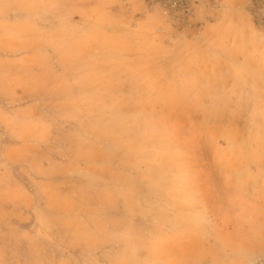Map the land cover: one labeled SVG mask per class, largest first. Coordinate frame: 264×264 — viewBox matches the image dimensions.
Listing matches in <instances>:
<instances>
[{
    "label": "rangeland",
    "instance_id": "1",
    "mask_svg": "<svg viewBox=\"0 0 264 264\" xmlns=\"http://www.w3.org/2000/svg\"><path fill=\"white\" fill-rule=\"evenodd\" d=\"M0 52V180L73 185L52 223L0 183V264H264V0H0Z\"/></svg>",
    "mask_w": 264,
    "mask_h": 264
},
{
    "label": "crops",
    "instance_id": "2",
    "mask_svg": "<svg viewBox=\"0 0 264 264\" xmlns=\"http://www.w3.org/2000/svg\"><path fill=\"white\" fill-rule=\"evenodd\" d=\"M4 57H7V59H12L13 61L16 58L10 57V55H6L5 53L0 52V62L2 60H5ZM18 73L17 70H9V73L6 74L5 71L0 69V91H12V90H17L21 88L19 85H15L14 81L8 80L6 75L9 77H14ZM7 93V92H6ZM14 96V95H13ZM14 98V97H13ZM17 103V104H16ZM35 104L34 101H11L9 103L7 101V97L3 98L2 95L0 94V131H1V136H14V134L9 131L10 133H7L5 131V127L8 128V124H11V122H17L15 118V112L16 111H21V109H26L29 106H32ZM37 114V113H36ZM23 121V120H22ZM35 122L38 121L39 125V131H38V139L45 138L47 134L42 130L40 127V124L46 122L43 118L39 117H33V119H29L30 122ZM5 126V127H2ZM4 133V134H2ZM25 136V135H21ZM33 147H35V150L37 149L39 154H46V147L45 145L43 146V142H37L35 141L34 143L30 144ZM36 152V151H35ZM33 164L37 166H33ZM33 164L29 163V165H32V167L29 168L31 172H28L27 175L29 176L28 180H31L34 182L33 189H28L26 186V178L28 177H19L17 175H14V171L12 174V178H9L8 180H0L1 185H9V183H13L12 181H17L19 183L20 188L22 189L21 194H19L17 199H15L16 202L20 203L25 209L30 211V216L34 217L35 219L43 218V217H50L49 219H52V223L56 222L57 219H60L62 217H70L72 214V210L70 208L71 202H70V196L67 195V191L69 188L73 187L70 183V179L67 178V173L72 174L71 171L63 173V176L56 177V173L54 172V177H56V180L54 179L53 176L49 175V177H44L42 178L40 172H43L45 169L51 168L52 171H56L66 165L65 163H60L59 165L53 164L51 167V161L47 160L45 158L41 159L40 161H36ZM34 169L38 170V174L36 176L33 175ZM62 175V174H61ZM26 176V175H25ZM58 176V175H57ZM11 179V180H10ZM25 179V180H24ZM59 186H64L62 189ZM62 194V197L60 198V194ZM39 221V220H38ZM43 229L39 228V232L46 233L48 232H57L59 230V227L56 225H51V224H45Z\"/></svg>",
    "mask_w": 264,
    "mask_h": 264
},
{
    "label": "built area",
    "instance_id": "3",
    "mask_svg": "<svg viewBox=\"0 0 264 264\" xmlns=\"http://www.w3.org/2000/svg\"><path fill=\"white\" fill-rule=\"evenodd\" d=\"M165 1L169 2V4L171 5V7H174L181 0H165Z\"/></svg>",
    "mask_w": 264,
    "mask_h": 264
}]
</instances>
